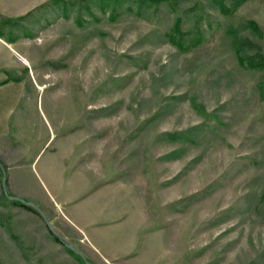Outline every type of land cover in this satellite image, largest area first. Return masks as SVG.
I'll use <instances>...</instances> for the list:
<instances>
[{
	"label": "rangeland",
	"instance_id": "374dc122",
	"mask_svg": "<svg viewBox=\"0 0 264 264\" xmlns=\"http://www.w3.org/2000/svg\"><path fill=\"white\" fill-rule=\"evenodd\" d=\"M61 1L0 0L26 111L0 151V264H264V69L235 42L264 53V0Z\"/></svg>",
	"mask_w": 264,
	"mask_h": 264
},
{
	"label": "crops",
	"instance_id": "0c3cea01",
	"mask_svg": "<svg viewBox=\"0 0 264 264\" xmlns=\"http://www.w3.org/2000/svg\"><path fill=\"white\" fill-rule=\"evenodd\" d=\"M13 44L0 31V151L11 147L14 133L26 121V111L21 108L25 85L18 79V55Z\"/></svg>",
	"mask_w": 264,
	"mask_h": 264
},
{
	"label": "trees",
	"instance_id": "16d2710c",
	"mask_svg": "<svg viewBox=\"0 0 264 264\" xmlns=\"http://www.w3.org/2000/svg\"><path fill=\"white\" fill-rule=\"evenodd\" d=\"M53 1H57V2H62L61 0H53ZM116 1V3L124 1V0H113ZM131 1H136L138 2L140 5H146V6H150V5H156L159 6L162 3H167L169 5L170 8H173L175 6V0H131ZM218 4L219 7L221 8V11H223V13H228V12H232L236 9V7L240 4H242L245 0H232V5L233 7H227L224 3L223 0H215ZM66 2V1H65ZM67 3V2H66ZM200 19H196L195 22L197 21V25L199 23ZM182 18L181 17H177L175 19V22L172 26V33L170 35V39L173 43H176L181 49H186V46L184 45V42L181 40V36L185 33L182 30ZM248 25L254 30V31H259V26L258 24L253 21L250 20L248 21ZM199 26V25H198ZM228 32L232 33V30L229 29L227 30ZM236 46H237V55H238V61L240 62V64L248 69H264V53L260 52V51H256L253 54H245L243 50H241L242 44H248L249 40L247 38H240L237 36L236 38ZM259 84V83H258ZM260 90H261V97L264 99V83H260ZM0 163L2 165H0V170H2V166L6 167V165L2 162V160L0 159ZM3 171V170H2ZM1 174H3V172H1ZM5 195V194H3ZM7 196V195H5ZM12 203L15 204H19L22 206H25L26 208H29L31 210H33L36 213H39V211L34 210L31 206H28L24 203H21L20 201L17 200H10ZM51 231V230H50ZM52 232L53 237L55 238L56 241L60 242V243H64L65 239L61 237L60 234H55Z\"/></svg>",
	"mask_w": 264,
	"mask_h": 264
},
{
	"label": "water",
	"instance_id": "95a60500",
	"mask_svg": "<svg viewBox=\"0 0 264 264\" xmlns=\"http://www.w3.org/2000/svg\"><path fill=\"white\" fill-rule=\"evenodd\" d=\"M0 164H1V163H0ZM2 186H3V190H4L5 194L7 195V197H8L9 199H11V200H18V201H20V202H22V203H24V204H26V205H29V206L33 207L35 210L39 211L40 214L42 215V217L45 219L46 224L48 225L49 229H50L51 231H53V233H55V234H59V233H57V232L55 231V229H54L52 223L46 220L44 214L41 212V210H40V209H39V208H38L33 202L28 201V200H26V199H24V198H22V197L17 196V195H10V194L8 193V190H7V187H6V177H5V176L3 177ZM61 237H62V236H61ZM62 238H64V237H62ZM64 243H65V245H66L69 249H71L72 251H74V252L80 254V252H79V251H78V250H77V249H76L71 243H69L66 239H65ZM86 263H87V264H91V263L88 262V261H86Z\"/></svg>",
	"mask_w": 264,
	"mask_h": 264
},
{
	"label": "bare ground",
	"instance_id": "6f19581e",
	"mask_svg": "<svg viewBox=\"0 0 264 264\" xmlns=\"http://www.w3.org/2000/svg\"><path fill=\"white\" fill-rule=\"evenodd\" d=\"M25 59H26V58H25ZM90 71H91V70H90ZM90 71H89V74H90V73H92V74H93V73L95 72V70H92L91 72H90ZM89 77H90V76H89Z\"/></svg>",
	"mask_w": 264,
	"mask_h": 264
}]
</instances>
